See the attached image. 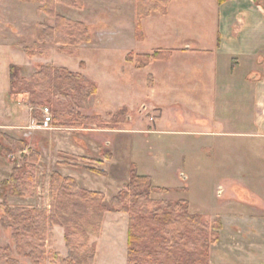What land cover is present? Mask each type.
I'll return each instance as SVG.
<instances>
[{"label": "rangeland", "instance_id": "374dc122", "mask_svg": "<svg viewBox=\"0 0 264 264\" xmlns=\"http://www.w3.org/2000/svg\"><path fill=\"white\" fill-rule=\"evenodd\" d=\"M7 2L15 12L26 19L24 31H18L13 24L8 23L7 33L14 36V41L23 42L24 47L28 45L39 51L38 55L30 58L31 61L26 54H23L24 61L13 60L17 64H21L18 63L19 61L22 62L21 65L24 66L20 67L19 71L22 80L21 85H18L20 92L13 93L10 87L12 97L13 95L16 99L23 97L28 107L33 110L29 93L24 91L23 83L43 64L66 65L68 66L66 68L73 72L85 73L96 83L98 91L91 96L89 108L80 111L82 117L87 118L81 119L79 115L72 114L69 119H65L64 122L57 121V124L53 123L52 119L49 126L41 125L34 129L24 127L27 133H30V136L25 138L28 146L31 147L27 148L28 152L21 153L19 150H13L7 151L2 156L7 157L14 165L17 163L22 165L23 155L29 154L30 149L35 148L41 152L42 158L39 162L37 177L38 195L27 198L12 196L8 187L0 184V198L3 201L7 200L12 206L24 204V206L49 209L50 179L53 171L61 174L72 173L80 185L103 191L109 199L108 196L115 195L130 178L131 173L136 171L140 175L154 176V185L170 188L165 192L155 191L154 195L152 194L153 197L189 201L192 213L203 215L210 223L221 221L222 228L219 231H249L248 226L256 225V222L258 224L259 220L247 217L233 218L228 202L232 196L231 192L238 194L239 199L249 200L264 195V164L261 165L258 162L259 158L253 151L261 140L227 138L223 135L207 137L204 140V137L192 136V133L146 131V128H154V126L158 129L157 119L160 117L159 113L154 112L159 111L158 105L150 106L154 98L148 89L151 85V77L144 69L132 70V64H126L122 53L126 50L152 53L153 49L165 47L167 38L161 35L162 18L159 12H153L155 14L152 13L151 17L145 19L142 26L148 38L145 42H141L137 41L135 36L136 0H83L81 9L59 2L56 4V11L69 19L83 21L92 36L90 42L80 45L76 53L70 54L61 51L60 46L53 43L36 44L35 32H32L33 26L36 27L39 22L54 24V18L40 10L41 4L20 0H7ZM2 14L4 13L0 11V16ZM189 14L192 15L191 12ZM193 23L192 19H189L184 31L189 34H186L187 39H190L189 44L196 47L197 44L192 40V33H199L197 29L203 32V29L193 27ZM206 28V32L211 33V27ZM4 31L0 29V35L9 36ZM6 60L7 56H4L0 59V63ZM220 75L224 78L222 76L224 72L221 71ZM3 82L4 77H0V87ZM222 94L224 92L221 96ZM154 95L157 98L162 96L160 93ZM164 100L170 101L167 97ZM68 103L63 96H54L43 106L50 108L53 117L54 111L65 110ZM182 110H179L181 114H183ZM176 112L177 106L168 108L166 111V120L172 128H176L173 125ZM28 115L27 111L22 113L24 119ZM151 117L155 120L151 121ZM35 121L37 123L41 120L35 118ZM190 124L187 126H191ZM0 131L5 133L2 129ZM48 132L56 133L55 142ZM7 133L15 138L13 133ZM16 135L22 136V134ZM84 139L90 144L84 156L59 151L57 148L58 145L66 147L69 142H81L85 141ZM200 140L205 141L203 144L206 146L202 148V152L199 149ZM0 141L9 147L6 139L0 138ZM100 148L102 150L98 152ZM104 152L113 154L107 163L102 164L105 158ZM231 157L233 158L232 167H230L231 164L226 165ZM234 161L248 165V170L244 173L246 176L237 177L235 181H232L230 176L238 175L233 168ZM220 184L222 188L219 187ZM105 202L108 204V200ZM108 211L110 213L105 218L102 234L92 235V240L97 243L95 264H127L124 221L116 218L115 210ZM1 214L0 206V217ZM50 230L54 233L53 243L52 246L46 243L47 246L66 257L64 228L55 226ZM28 241L30 240H26L25 245ZM35 242L38 245L42 243L40 240ZM6 245L12 247L13 255L20 264H35L32 259L17 252L12 239V229L3 226L0 221V247ZM40 264L53 263L45 260Z\"/></svg>", "mask_w": 264, "mask_h": 264}, {"label": "crops", "instance_id": "0c3cea01", "mask_svg": "<svg viewBox=\"0 0 264 264\" xmlns=\"http://www.w3.org/2000/svg\"><path fill=\"white\" fill-rule=\"evenodd\" d=\"M13 9L7 0H0V11L4 13L0 16V29H4V32L9 34L5 37L0 35V59L7 56V60L0 63V77H4L3 85L0 87V129L5 133H13V137L16 139L26 140L25 138L30 136V133H27L24 127L34 129L41 125L49 126V124L44 123V121L35 123L32 108L28 107L23 97L19 99H16L14 95L12 97L10 91V66L14 64L20 67L24 66L19 60L18 63L21 64H17L13 60H23V54H26L24 43L18 40L14 41V36L7 33L8 23L13 24L18 31L25 29L26 19ZM190 12L192 15L189 14ZM153 14L145 17L142 24L145 19ZM158 14L162 18L161 35L163 38H167L165 39V47L161 49L172 50L170 57L155 60L148 66L139 68L127 60V57L131 53H146L135 50H126L122 53L126 64H132V70L144 69L151 77V85L148 89L154 98L150 102V106L158 105L159 111L154 112L159 113L160 117L157 119L158 129H155L154 126V128H146V131L151 133H192V136L204 137V140L207 137L217 135H223L227 138H255L261 140V143L253 151L259 158L258 162L263 165L264 8L256 4L254 0H228L221 4L218 0H170L166 13ZM189 19L194 22L193 27L197 26L203 29V32L197 29L199 33H192V40L197 44L196 47L189 44L190 39L186 37L188 32L184 31ZM206 27H211V33L206 32ZM35 28L33 26L32 32H35ZM147 38L148 34L144 30V37L142 39L136 38V40L145 42ZM29 61H31L30 58ZM155 64H157L156 67ZM59 66L68 67L61 64ZM221 71L224 72L222 75L224 78L220 75ZM84 75L88 76L85 73ZM223 92L224 94L221 96ZM156 93H160L162 96L157 98L154 95ZM165 97L169 98L170 101L164 100ZM173 106H177L176 116L173 119L175 120L173 125L176 128L169 126L170 123L166 120V111ZM157 107L153 106L155 109ZM181 109H183V114L179 111ZM25 111L29 114L25 118L27 119L26 122L22 116ZM187 124L191 126H187ZM23 128L26 133H23ZM15 133L22 134V136ZM48 133L55 142L56 133ZM84 140L75 143L69 142L66 147L58 145L57 148L59 151L84 156L85 150L90 148L88 141ZM203 143L205 144V141L200 140L199 149L201 152L205 146ZM111 145L113 146V143ZM28 148L31 147L28 146ZM32 149L36 150L35 148ZM100 150L102 149L100 148L98 152ZM26 152L28 151H21V153ZM39 153L41 154L40 151ZM107 161L108 159L104 158L102 164L107 163ZM229 164H231L230 167L233 166L232 157L226 162V165ZM16 166L19 164L10 163L9 159L3 158L0 152V181L9 179ZM247 166L244 163L234 161L233 168L238 175L230 176L232 181H235L237 177L246 176L244 173L248 170ZM62 174L76 179L72 173ZM150 176L153 179L154 176ZM127 182L124 183L123 187ZM156 187L170 189L167 186ZM219 187L222 188V185L220 184ZM231 195L228 205H230L233 218L244 219L247 217L252 220H259V222L258 224L256 222L257 226H248L247 230L249 231H219L220 238L210 249L209 263L264 264V195L250 198V200L239 199L238 194H234V192H231ZM112 196H108L109 199H107L106 195V201L109 202ZM2 202L3 200L0 198V204ZM20 205L24 204H14V206ZM109 213L107 211L106 216ZM116 218L124 221L125 253L127 256L128 216L125 213L116 212Z\"/></svg>", "mask_w": 264, "mask_h": 264}, {"label": "trees", "instance_id": "16d2710c", "mask_svg": "<svg viewBox=\"0 0 264 264\" xmlns=\"http://www.w3.org/2000/svg\"><path fill=\"white\" fill-rule=\"evenodd\" d=\"M37 2L40 10L54 18V24L39 22L36 25L37 44H56L60 50L70 54L92 40L87 25L83 21L69 19L56 11L61 2L76 8H83V0H21ZM228 0H218L224 3ZM264 8V0H254ZM170 0H136L135 34L143 38L142 21L153 12L166 13ZM29 58L39 54L38 49L24 47ZM170 49H156L152 53L128 55L127 60L142 68L155 60L168 59ZM20 66H10V87L18 93L22 80ZM24 91L29 93L34 118L43 121L42 108L54 96L68 100L64 110L54 111L53 123L64 122L71 115L82 117L80 111L89 108L91 96L98 86L86 75L73 72L66 67L43 64L26 80ZM40 99V100H39ZM0 138L8 141L9 147L0 141V152L25 151V140L10 137L0 131ZM105 159L112 154L104 152ZM41 154L30 149L23 155V164L14 167L9 179L0 181L7 186L12 196L27 198L38 195L37 177ZM98 172V171H96ZM157 190L167 191L154 185L150 175H140L133 171L127 184L106 204V194L83 188L71 176L53 171L50 179V208L34 206H12L4 200L0 206L1 224L12 229V239L19 254L33 260L35 264L48 260L53 264H95L97 243L92 235L100 236L106 212L110 209L128 216L127 264H210L211 246L220 238L221 221L210 223L203 215L190 211V202L185 199L168 200L153 197ZM55 226L64 228L67 256L63 257L52 246ZM30 240L25 245L26 240ZM42 243L37 244L35 241ZM0 264H20L14 257L10 245L0 247Z\"/></svg>", "mask_w": 264, "mask_h": 264}, {"label": "built area", "instance_id": "2783aa9c", "mask_svg": "<svg viewBox=\"0 0 264 264\" xmlns=\"http://www.w3.org/2000/svg\"><path fill=\"white\" fill-rule=\"evenodd\" d=\"M42 112H43V117H44V120H43L44 123L49 124L53 119L50 108L48 106H45L42 108ZM151 119L153 120L154 117H151Z\"/></svg>", "mask_w": 264, "mask_h": 264}]
</instances>
